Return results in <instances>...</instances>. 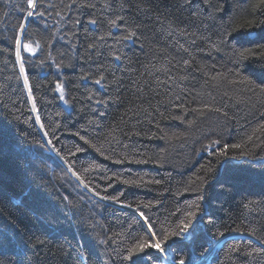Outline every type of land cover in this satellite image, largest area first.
I'll use <instances>...</instances> for the list:
<instances>
[{
	"label": "trees",
	"instance_id": "trees-1",
	"mask_svg": "<svg viewBox=\"0 0 264 264\" xmlns=\"http://www.w3.org/2000/svg\"><path fill=\"white\" fill-rule=\"evenodd\" d=\"M27 10L0 0V264H127L136 208L198 213L154 264H264V0H42L18 57Z\"/></svg>",
	"mask_w": 264,
	"mask_h": 264
},
{
	"label": "snow or ice",
	"instance_id": "snow-or-ice-1",
	"mask_svg": "<svg viewBox=\"0 0 264 264\" xmlns=\"http://www.w3.org/2000/svg\"><path fill=\"white\" fill-rule=\"evenodd\" d=\"M209 2H210V0H204L205 4H209ZM186 3H187V6H191L192 0H186ZM41 6H42V0H27L28 10L26 12V16L24 18V21H23V23H19L17 25V31L19 32V35H14V37H13V39L15 41V52H16V55L18 57L20 56L21 40L28 36V31H27L28 19L33 17V16L43 17L44 13L37 11V9ZM22 11H23V9H22ZM191 15L193 16V18H196L198 15V12L196 10H193ZM90 23L95 24L96 21L92 20V21H90ZM111 24L113 26H116V21L115 20L111 21ZM135 35H136V31H130L129 34L125 37V39H132ZM226 35H227V33H225L224 36L221 37V41H220L221 44L224 43V38ZM193 43H195V41H193ZM89 47H91V45ZM212 47L215 48L216 44L213 43ZM24 48L29 52L34 51V49L31 48V46H29V45H24ZM242 55H243V53H242ZM261 55H264V53H261ZM183 63L185 65H187L188 61L185 60ZM20 70H21V72H25V65L23 63H21V65H20ZM24 82L26 85L29 83L27 76L25 77ZM95 82L97 84H99L100 80H96ZM57 87L61 88V90H62L61 85L58 84ZM29 91L31 92V88H29ZM101 103H102V101H101ZM34 110H35V108H34ZM217 111H219V109H217ZM35 119L37 121H39L41 118L39 115H37L35 117ZM40 126H41V128L44 127L43 124H41ZM260 130L264 131V124H262L260 126ZM44 135H45V137H47L49 135V133L46 131V132H44ZM77 135H79V133H77ZM79 138L81 140H85L84 136H80ZM249 139H251V137H249ZM48 143L51 144V141L49 140ZM85 143H87V141H85ZM215 143H219V142L216 141ZM92 147H95V145H92ZM231 147L239 148L240 145H232ZM75 151H76V153H80V152L84 151V149L81 147H76ZM97 151H99V149H97ZM68 155L72 156L73 153L71 151H69ZM220 155L226 156V153L221 152ZM243 155L247 156L248 154L244 153ZM229 159L230 158L226 157L221 166L222 167H225V166L234 167L235 165H231L229 163ZM231 159H234V158H231ZM65 164L68 166L69 171H71V169L74 167L73 165L69 164L68 161H65ZM96 167H99V165H97ZM85 171H87V169ZM217 171L219 172V169ZM73 175H76V173L73 172ZM77 180L79 181V176H77ZM157 183H159V181H157ZM227 183H228L227 179L224 178L221 181L222 187H226ZM76 186L79 187L80 184L78 183ZM84 187L88 188L89 185L85 184ZM93 194L96 195L97 197H100L99 191H95L94 186H93ZM29 195H31V193ZM102 198L105 200H112L113 202L120 203L119 198L115 197V196H112V197L104 196ZM16 199H19L17 194H13L12 196L7 197V203L11 206V208H14L16 211H21L23 208L27 207V197H24L23 199H21L18 204H13L12 201L16 200ZM200 199L203 200V196H201ZM3 200H5L4 183H3V180L0 179V201H3ZM121 206L127 207V208H132L131 204H127V205L121 204ZM144 207L147 208V207H149V205L146 204V205H144ZM135 212L139 214L140 221H138V222L143 224L144 229H145V234L143 236L138 235L137 237H135V240L137 242L132 246L131 250L125 249V251L128 252V255L122 256V254L120 252H117V256H121L122 260L126 261L127 264H154L155 259H161V260L164 259V256H162L161 254L167 253L169 251V247H168L169 241L174 237L185 236V235L189 234L190 231L195 230V228L197 227L198 219H199L197 212L190 211L187 213V215L189 217L188 221L187 222L181 221V227H180L179 231L163 232V229L161 228V231L158 232V231H156L155 226H154L150 217L146 216L145 213L143 211H141L139 208H136ZM149 249L155 250V257H153L152 253H149L147 251ZM114 251H116V250L114 249ZM21 264H22V262H21ZM171 264H177V261L172 260ZM178 264H185V260L183 258L179 259Z\"/></svg>",
	"mask_w": 264,
	"mask_h": 264
}]
</instances>
